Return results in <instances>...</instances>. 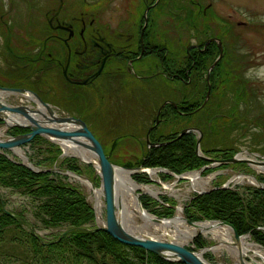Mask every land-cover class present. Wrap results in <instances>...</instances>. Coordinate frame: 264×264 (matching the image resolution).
<instances>
[{"label": "flooded vegetation", "instance_id": "1", "mask_svg": "<svg viewBox=\"0 0 264 264\" xmlns=\"http://www.w3.org/2000/svg\"><path fill=\"white\" fill-rule=\"evenodd\" d=\"M37 2L38 17L15 32L0 14L7 31L4 83L12 85L18 74L8 73L21 66L27 80L21 86L48 101L72 104V112L82 118L97 116L98 106L90 109L91 96L107 103L118 136L144 130V139L127 145L144 150L142 155L129 153L119 158L121 163L139 164L151 149H179L181 135L212 132L218 115L224 127L238 125L241 133L253 122L259 125L254 89L232 73L241 74V64L230 57L237 44L235 24L245 23L236 18L238 10L230 9V0ZM220 47V61L226 54L225 60L210 68ZM236 82L245 85L244 93L227 101ZM115 145L124 146L116 139Z\"/></svg>", "mask_w": 264, "mask_h": 264}, {"label": "trees", "instance_id": "2", "mask_svg": "<svg viewBox=\"0 0 264 264\" xmlns=\"http://www.w3.org/2000/svg\"><path fill=\"white\" fill-rule=\"evenodd\" d=\"M2 11L3 4L0 0V14ZM0 24L3 25L1 20ZM21 69L19 66L14 70V74L16 72L18 76L13 78L15 82L9 84L19 85L27 81ZM219 88L220 86L216 87ZM213 127L217 128L216 135H222V122H217ZM23 130L21 127H13L10 131ZM32 141V144L37 141L49 142L40 135H35ZM179 143V149L146 151L142 164L161 165L180 173L207 163L205 158L194 151V135H181ZM43 149H37L44 152L43 157L36 160V163L53 162L57 159L59 147L56 144L49 142ZM224 149L216 146L202 148L205 154L210 151H217L223 157L231 154L224 152ZM59 164L72 171L81 172L75 158L64 157ZM227 165L229 164H221ZM209 170L210 167L205 168L203 173ZM164 176L168 177L169 174ZM133 177L138 181H149L142 174L134 173ZM64 178L66 176L57 171H35L0 152V187L17 189L25 194L32 203L31 213L43 226L74 227L45 240L34 232V226L24 215V210L16 212L18 217L1 210L6 200L0 194V264H186L166 259L141 246L123 243L104 229L78 228L92 221L94 213L82 191ZM216 185L218 183L202 193L194 192L184 204L185 215L190 220L229 221L239 234L249 232L253 240L264 246V188L246 185L239 190L237 187ZM140 198L143 206L158 216H168L173 212L171 204L175 200L167 195H162L161 199L169 205L146 195H141ZM12 229L16 230L14 234L10 233ZM193 243L195 246H202L204 240L198 235Z\"/></svg>", "mask_w": 264, "mask_h": 264}, {"label": "rangeland", "instance_id": "3", "mask_svg": "<svg viewBox=\"0 0 264 264\" xmlns=\"http://www.w3.org/2000/svg\"><path fill=\"white\" fill-rule=\"evenodd\" d=\"M3 4V10L6 11L4 14L5 18H3L7 22H11L10 24L13 26L14 32L18 29L21 30L23 25L27 22V20H33L38 17L37 13V0H1ZM4 1V2H3ZM230 9L234 8L236 11L238 10L239 13L236 14V18H240L246 21L244 26L236 25L235 30L238 33L237 37V44L234 47V51L232 56L235 57V61L241 64V78H245L244 81L247 85L251 86L254 89L253 99L257 102L259 107H262L263 110L260 111L258 108L255 110L257 116L259 118H255L256 121L259 122V125H264V0H230ZM233 24L235 23L234 20ZM0 69H3L7 66V63H3L2 58L5 55L4 50V38H5V31L4 28L0 26ZM3 55V57H2ZM0 70V82H4L7 78V74L1 73ZM253 83V85H252ZM227 94V92H226ZM217 96V94H216ZM232 94L227 95V101L232 99ZM4 102L10 104H16L19 102L22 103H33V101L29 98H26L24 95L16 92H8L2 95L1 98ZM227 101L224 104L223 101V108L222 110L225 111L227 109ZM65 104V105H64ZM106 105V107H105ZM231 105V103H230ZM61 108H69L71 109L72 104L70 103H63L58 104ZM98 106V113L96 117L83 116L84 120L87 121L89 128L93 131L95 136L100 140L103 145L104 150L108 153L109 158L113 161H118L119 158L128 157L129 153L134 154L135 156L140 157L144 150H139L135 145H131L130 148L127 146L133 140H140L144 139V130H138L134 133H128L126 135H121L118 130H112V123L109 115V108L107 103L97 99L95 95L91 96L90 99V109L93 111ZM58 109V108H57ZM251 111L249 114H252ZM260 113V115H259ZM255 123L253 122L250 126H247L243 133L240 132L239 127L236 126L232 127H224L222 125V129L224 133L220 136L213 135L208 138L202 139V148L207 147L211 148L214 146H223L224 148H231V150H239V149H247L257 151L259 153H264V130L261 127L253 126ZM1 125V124H0ZM111 125V128H110ZM257 125V124H255ZM256 127V128H255ZM7 128V127H6ZM6 128L4 129L2 136L5 137ZM226 129V130H225ZM121 130V129H119ZM116 139V142L124 144V146L117 147L116 145L112 146V141ZM23 152L26 156L30 157L31 160H40L42 157L41 152L44 151L36 150L35 146H27L21 147ZM36 148V149H35ZM40 149V148H39ZM44 150L43 148H41ZM15 159L22 160L20 156L16 153H11ZM73 154L76 155L77 160L82 162L81 164H85L80 156L73 152H67V155ZM245 154V153H244ZM63 157V156H60ZM59 157V158H60ZM59 159L57 164L60 163ZM88 160H93V157ZM52 161L50 162H43L41 163L42 166H52ZM217 166V165H216ZM214 171L207 174H200L201 177H209L208 182L205 183V188L214 185L215 183H219L221 181H225L226 179L231 178L234 174H240L241 172H251V173H258L264 175V170L255 167L253 164H246L243 166H235L229 165L227 167H215ZM155 170V169H154ZM197 171V170H192ZM191 171H187L188 173ZM139 173L142 176H147L151 179L148 183H142L144 185H149L158 189V194L160 195H168L173 197L176 201L174 204L175 207L180 205L181 207L184 206V203L187 199H189L195 189L190 188L189 179L178 178L175 175H171V177H162L165 171L157 170L155 174H151L147 171H140ZM184 173V174H185ZM152 175V176H151ZM155 175V176H154ZM82 186L84 187L85 191L88 193L89 200L95 204L96 201L100 202L98 217L99 219L104 218V211H103V199L101 195L96 192L95 190L91 189L88 185H86L85 181L81 182ZM240 185H248L246 180H240L239 182H235V184ZM168 185L171 188H168ZM166 187V188H165ZM138 192L146 194V196L153 197L151 194L142 191L141 189H137ZM0 194L6 200V208L18 212L20 210H24V215L28 219L30 223L34 226V231L39 234L45 240L52 238L55 234L60 232L59 228H51L43 226L39 220L31 213L32 210V203L30 199L23 193H21L17 189L7 188V187H0ZM154 198V197H153ZM148 211V210H147ZM175 212V208L174 211ZM174 214V213H173ZM201 221V220H199ZM10 233H15L16 230L12 229ZM201 234V233H200ZM196 237V236H195ZM194 237V238H195ZM202 239L204 240V245L199 246V248H203L206 245L217 244V240L214 238H209L201 234ZM249 239L255 243L253 239L248 235ZM187 245H192V240H187L183 242ZM256 246L262 251V254H253L252 251L245 252L244 258L247 259L249 262L252 259L257 261L264 260V248L259 244L255 243ZM20 250V246L18 247ZM218 252V253H217ZM220 252V253H219ZM244 254V253H243ZM203 256L209 260L217 262L219 264H235L236 257L231 254L228 250V247L225 246L220 247L216 250L207 249L203 252ZM253 256V257H252Z\"/></svg>", "mask_w": 264, "mask_h": 264}, {"label": "water", "instance_id": "4", "mask_svg": "<svg viewBox=\"0 0 264 264\" xmlns=\"http://www.w3.org/2000/svg\"><path fill=\"white\" fill-rule=\"evenodd\" d=\"M221 55L219 53L218 57ZM217 59L213 62H216ZM211 64V66L213 65ZM0 90L2 91H16L21 94H30L34 96L38 103L42 104L47 113L39 107V105L31 106L25 103L19 104H8L0 100V123L6 124L8 126H21L26 127L28 130L25 132H20L14 135H8L7 137L0 138V148H10L19 146L20 144L29 141L34 135L41 134L57 141L60 145L61 142L71 143L74 145H79L88 151L92 152L94 155V160L91 161L98 168L101 177V190L102 195L105 200V222L103 226H96L94 229L102 228L113 235L118 240L127 243L139 245L147 250L153 251L160 256L185 262L186 264H218L207 258L199 256L198 248L197 250L188 248L185 244H179L170 240H162L155 237H145L138 234H133L127 231L123 227V222L121 220V215L119 213L120 204L117 196V185H116V173L119 168L134 169L140 166L125 167L119 164L113 163L106 156L102 144L95 137L93 132L89 129L87 124L83 119L73 115L56 114L51 105L44 101L37 93L34 91L24 88V87H14L0 85ZM14 115V116H12ZM200 136L196 139L195 152L200 154L202 157L210 160V163L203 165L199 168V171L206 166L212 165L215 162H227V161H238L243 160L246 162H254L257 164H264V160H254L248 157H237L236 155L226 158V159H215L207 157L200 152L199 147ZM84 177V175H81ZM183 177L182 175H179ZM223 186V185H222ZM204 191V190H199ZM137 194V193H136ZM137 200L139 205L142 207L138 194ZM143 208V207H142ZM7 213L12 214V212L5 207H2ZM14 214V213H13ZM15 215V214H14ZM156 219H161L164 217L154 216ZM184 219L189 223H195L197 221L189 220L185 215ZM220 224L228 225L234 235L236 241L240 240L241 234H238L234 226L225 220L216 219ZM74 227L67 228L65 230L69 231ZM80 229H85L86 227L78 226ZM235 264H264V260L256 261L252 259L248 262L242 252L238 254V260Z\"/></svg>", "mask_w": 264, "mask_h": 264}, {"label": "bare ground", "instance_id": "5", "mask_svg": "<svg viewBox=\"0 0 264 264\" xmlns=\"http://www.w3.org/2000/svg\"><path fill=\"white\" fill-rule=\"evenodd\" d=\"M4 92L6 91L0 90V98ZM25 96L32 97L30 94H25ZM39 107L46 112L42 105L39 104ZM4 128L5 125H0V138L2 137ZM61 144L66 152L76 153L85 159L93 157L91 152H88L85 148L79 145L65 142H61ZM14 150L19 156L26 160L25 153L21 148L15 147ZM258 168L264 169V166L258 165ZM149 171L151 174L156 173V170L154 169H149ZM129 174L130 169L125 168H119L116 173L117 196L120 204L119 213L121 215L123 227L127 231L145 237L149 236L162 240H170L179 244H184L183 242L191 240L197 233H202L206 237L216 239L217 244L206 245L198 251V254L201 257H204L203 252L205 250H216L223 246H225V248L228 247L231 254L236 257L235 261L238 260L239 252L245 254V252L250 250L253 254H262V251L249 239L248 235H243L240 237L239 241H236L228 225L220 224L214 220H201L195 223L187 222L184 219L183 210L180 205L175 207V212L171 217L156 219L151 213L139 205L135 193L138 191L137 189H141L142 191L155 196L159 192L158 189L133 181ZM184 176L189 179L190 188L195 190L203 189L209 178L201 177L198 170L185 173ZM241 178L247 182L255 181L250 175H237L234 180H241ZM168 188H171V186L168 185Z\"/></svg>", "mask_w": 264, "mask_h": 264}]
</instances>
